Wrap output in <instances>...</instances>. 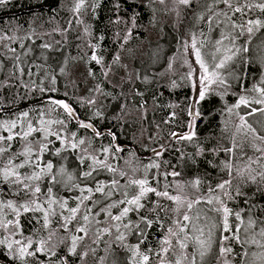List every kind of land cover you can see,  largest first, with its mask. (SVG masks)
Masks as SVG:
<instances>
[{
  "label": "trees",
  "instance_id": "obj_1",
  "mask_svg": "<svg viewBox=\"0 0 264 264\" xmlns=\"http://www.w3.org/2000/svg\"><path fill=\"white\" fill-rule=\"evenodd\" d=\"M77 2L78 0H9L5 6L0 7V36L5 37L0 40V82L5 83V86H0V122H10L19 117L22 119H19L16 127L12 129L14 134L20 135L14 136L12 141L7 142L12 146L3 156H0V168L5 167L9 158L15 153L22 152L26 143H31L33 154L30 160L36 161L38 166L26 165L19 170L22 174L30 175L33 171L39 172L40 167H46L49 162L53 165L51 174L44 175L38 182H31L33 188L37 184L41 188V192L37 193L36 197H25L23 192L17 195V186L3 181L0 177V202L6 205L8 200L23 203L25 199L38 198V202L48 209L49 199L57 201L51 209H48L50 213L54 211L55 215H50L52 223L47 229L43 228L42 212H22L21 229L16 230V235L0 229V239L12 238V240H21L26 243V238L31 236L33 241L38 242L41 239L48 240L49 233L55 231L56 235L52 237L50 243L58 244V255L65 256L71 240L70 234L60 225L63 223V216L70 215L68 209L80 203L77 199L82 195L80 189H95L99 181L110 183L112 179H116L121 186H124L128 184L129 179H143L145 165L155 161L160 164V167L148 170L149 186L163 191V185L168 183L171 185L168 189L169 193L177 195L178 190L175 185L179 182L185 184L184 194L189 199L203 197L201 202L194 204L190 210L185 206L176 212L173 211L176 208L173 201L149 193L148 198L142 201L146 208L159 202L169 210L159 213V224L151 229H145L147 233L145 238L140 237L138 233L127 232L123 227L130 221L133 224L138 221L139 215L144 214V210H141L139 214L130 212L122 221L111 220L107 213L95 215L107 204L123 200L124 191L129 192L130 199L138 192V188L121 187L114 190L113 196L107 199L102 194L93 192L92 199L84 201L76 219L70 225L73 232L78 226L88 228L85 240L78 246L80 252L89 251V255L85 257V264H108L110 255L116 253L122 255L123 264H134L136 256L124 245H136L139 240H144V243L140 244V253L149 255L148 264H159L157 253H160V241L167 234L168 228L174 227L173 221L176 219L182 221L184 212L195 217L198 208L208 207V205L212 208L213 217L216 219L215 224L218 227L213 229V244L206 264H222V261L218 260L219 240L223 235L231 236L239 221L234 215L230 216L232 232L224 233L222 216L213 211L218 205L207 203L208 186L215 188L217 183L229 179L227 170L223 169L224 161L233 164L235 176V169L248 165L249 157H252L254 161L261 155L252 145L264 147V142L254 139V134L246 130L237 132L236 125L240 123V120L236 113L245 115L250 121L257 115L255 113L248 117L246 113L253 107H259V104L254 103V100L261 99L259 93L250 90L261 79L260 64L261 58L264 57V48L257 51V54L252 55L249 50L248 53L242 54V58L238 56V61L229 69L234 73V77L227 78L226 83L230 85L227 93L222 98L212 93L196 106L197 109L202 110V116L195 121L197 135L193 141L173 139L170 135L172 132L183 135L188 131L187 125L192 121L189 115L192 91L187 78L190 61L183 45L186 36L192 32H195L200 40L208 42L209 21L206 18L197 21L193 14L194 11L201 12L205 9L194 4L193 10L184 9L181 16L177 17L173 0H165L163 4L159 0H96L99 7L95 10L92 7L93 0H85V6L76 12ZM206 2L212 3V0H206ZM117 3L119 8L115 7ZM197 3L202 4L204 0H197ZM224 7V5H215L214 10L219 11ZM133 13H139L135 27L130 19ZM208 14L210 13L205 12L206 16ZM117 18H120L118 23L115 22ZM256 18L264 19V14H261L258 9L248 12L243 17V21L240 20V14H236L237 23ZM129 28L132 29L131 33L128 32ZM263 31L258 32L256 36ZM125 35L129 36L127 40L124 39ZM246 40V36L241 37L237 45L244 44ZM33 42L40 50L47 53L41 54L46 58L44 66L32 63L34 65L32 67L29 59H21L22 50L27 44ZM92 45L97 46L95 52L103 57V65L96 64L90 59L93 54ZM250 46L251 44L249 48ZM117 55L120 56V61L114 64L113 58ZM185 60L188 63H185ZM170 63L171 69H169ZM109 65H111L110 70ZM61 69L64 71L61 72ZM36 70L37 75H35ZM90 70L92 75L89 74ZM105 71L108 72L107 76L104 75ZM137 74L140 76L139 79ZM144 77H147V80ZM173 81L177 85L175 88L172 87ZM240 95L248 97L249 106H241L229 113L228 107L236 104ZM47 96H54L70 104L78 120L92 122L98 131L105 134L97 137L91 130L80 127L77 119L66 122L67 117L60 108L51 103H38L40 99ZM98 111L101 113L100 116L95 115ZM22 113H27V116H22ZM172 113L176 115L170 120ZM205 116L207 119L203 118ZM40 119L52 120L53 123H48L46 128H43ZM58 120L64 121V124L54 123ZM248 123L257 129L256 136H264V132L258 129L256 122ZM29 124L34 125L35 129L45 130L31 132L25 141L22 136L25 131H28ZM109 132L115 135V139L113 135L107 134ZM50 133H57L61 138H66L68 145L74 139H82L90 143L73 149L65 146L56 135ZM72 133H76L75 138L72 137ZM8 135V131L0 127V136ZM234 142L237 147L233 152H225L224 149L232 148ZM7 143L0 141V146L7 147ZM40 143L47 144L48 151L41 154ZM161 145H165V148L162 155L157 157L152 150L160 151ZM109 146H111V153H102V148ZM197 146L206 149L203 157H197V164L182 158V154L195 153ZM116 147L123 150L117 152ZM213 147H220L221 150L218 153H208L207 149ZM58 148L61 149L60 155L55 154ZM83 148H87L88 152H83ZM90 155H95L100 160L108 155V163L118 171L115 174L107 170L94 171L92 176L86 179L83 174L92 171V160L88 158ZM24 159V156H16L13 163H21ZM209 160L216 167L207 164L206 161ZM164 161L168 163L165 164ZM261 163L264 164V160ZM251 167L261 170L260 165L256 163H251ZM61 168L65 170V173L57 174ZM119 171H124L126 175L121 177ZM172 171L179 172L181 175L176 177L168 175L165 178L164 173ZM68 174L72 176V180L68 179ZM53 175H56L55 181H53ZM197 177L202 178V184L198 190L187 183ZM233 183L235 185L236 181ZM20 187L22 188V185ZM49 187H51V193L48 191ZM254 189L255 185H249L245 191L251 195ZM214 194H220V190L216 189ZM83 195H88L87 191L83 192ZM95 200H100L101 203L94 204ZM65 201L66 206L62 209L60 205ZM227 203L233 212L247 208L243 199ZM86 208L93 209V212L86 213ZM4 213L5 220L15 217L7 208H4ZM85 214L90 216L87 224L83 220ZM112 214L119 215V208L112 209ZM255 214L264 219V215L260 212L257 211ZM241 215L246 219L247 212ZM149 218L156 219V216L152 214ZM104 228H108L109 232L100 231ZM256 231H259L258 227ZM121 232H124L126 237L123 243L116 240V236ZM98 233L99 239H97ZM76 234L84 235V233ZM192 234V232L189 233L190 237H193ZM61 237H68L64 244L59 243ZM171 239L176 251L161 253V255L174 264L179 255V247L176 245L175 238ZM188 245L185 250L189 256V262L192 258L191 254L196 253V262L199 264L197 259L199 252H193L195 249L198 250L196 241L190 239ZM225 246L233 248V252L225 258L230 261V264H242V261L247 264V256L243 253L246 249L251 252L254 245L242 246L233 240L227 242ZM91 249L95 250L94 254ZM148 249L152 251L149 252ZM0 252L3 253L0 255V264H6V261L8 264H19V261H13L6 245H0ZM101 257H105L103 262ZM27 259L28 264H33L32 258ZM39 259L43 260L44 264H48L47 256L40 254ZM70 259L71 264H81L77 257Z\"/></svg>",
  "mask_w": 264,
  "mask_h": 264
},
{
  "label": "snow or ice",
  "instance_id": "obj_2",
  "mask_svg": "<svg viewBox=\"0 0 264 264\" xmlns=\"http://www.w3.org/2000/svg\"><path fill=\"white\" fill-rule=\"evenodd\" d=\"M9 0H0V7L5 6ZM161 4L165 2V0H159ZM173 4L176 6V14L177 17L181 16V13L184 9L193 10L194 4L197 7H203L205 11L201 12H193L194 18L199 21L201 19H207L209 21V32L211 33L213 26H222L221 27V38L214 42L215 50L212 52L202 51L205 48V40L197 41L196 34L191 33V50L195 55V63L199 64V80L198 82H193V90L198 95L199 100L193 98L192 103L189 105V115L192 117V122H190L187 127L189 131L183 135H178L176 132H172L170 135L173 139L185 140V141H193L196 137V125L195 121H197L202 116V110L197 109V105L206 100L209 95L215 93L220 95L221 98L228 91L227 78L234 77V73L229 71L228 77L224 75V70L229 68V65L237 59L238 56H241L244 53H248L249 43L252 41L253 37L256 36L258 32L264 30V19L256 18V19H248L246 22L237 23L236 22V14H240V20L243 21V17L248 14V12L258 9L261 14H264V0H212V3H207L204 0V3H197V0H173ZM215 5H224V8H221L219 11L214 10ZM85 6V0H78L75 4V11L79 12L82 7ZM183 6V7H181ZM93 9L95 10L99 7V4L96 0H93L92 4ZM116 8H119V4L115 5ZM205 12L210 13L207 16ZM231 13V15H230ZM139 16V13H133L130 17L133 27H135V22ZM221 17L223 19H221ZM78 23L80 21H77ZM111 22V21H110ZM116 23L120 22V18H117ZM87 31V29H86ZM132 29L129 28L128 32L131 33ZM203 35V34H201ZM247 37V40L244 44L237 45V41L241 37ZM5 37L0 36V40H3ZM129 38L128 35H125L124 39L127 40ZM103 39V37H100ZM224 41H227V44H224ZM208 43L211 44V41L208 40ZM185 50H188V42L184 43ZM44 47H48V45H44ZM93 48V54L90 59L95 61L96 64L103 65L104 59L102 56H98L95 52L96 45L91 46ZM261 48H264V40H262ZM208 57H211L209 60ZM17 59H19L17 57ZM120 61V56L117 55L113 58V63L118 64ZM218 61V62H217ZM185 63H188L185 60ZM262 67H264V57L261 58ZM172 68V64H169V69ZM191 69V65H189ZM108 69H111V65L108 66ZM64 69H61L63 72ZM90 75L93 73L89 72ZM104 75L107 76L108 72L105 71ZM140 76L137 74V79ZM188 79L193 78V73L190 70L187 74ZM238 79V77H235ZM55 79V78H53ZM147 80V77H144ZM0 86H5L4 82H0ZM176 82H172V87L175 88ZM218 88H223V92H218ZM54 90V89H53ZM97 90H99V86H97ZM250 91H255L259 93L262 99L254 100L256 104L264 105V73L261 75V79L258 84L254 85ZM53 104L58 107H62L63 110L68 114L71 119H79L76 117L74 109L70 106V104L66 103L63 100H53ZM89 103H93V101H89ZM249 99L246 95H240L236 104L228 107L227 111L232 113L234 109H239L241 106H249ZM259 112L262 116H264V107L261 108H251L250 111L246 113L248 117L253 116L255 113ZM22 116H27V113H22ZM96 116H100L101 113L98 111L95 113ZM175 113H172L170 120L175 117ZM239 116L240 123L236 125L237 132L241 130H246L254 134V139L260 140L264 142V136H256L257 129L253 128L252 124L248 123L245 119V115H240L238 112L236 113ZM207 119V117H203ZM49 124L53 123V121H49ZM54 123L64 124V121L58 120ZM41 124H44V121L41 120ZM261 129L264 130V121L260 122ZM0 127H4L9 135L7 137L0 136V141H4L7 143L8 141H12L14 136H19V133H13L12 129L16 127L15 121H4L0 122ZM80 127L85 129H92L97 137L104 135L98 131L92 123H86L84 121H80ZM33 131H44V129H35L31 124L28 125V131L23 133L22 139L27 141L29 135ZM56 135L58 140H61V143H64L65 146H70L73 149H77L81 147L85 143H90V141L86 142L85 140H73V142L68 145L66 138H61L57 133H50ZM108 135H113V139H115V135L111 132L107 133ZM73 138L76 137V133L71 134ZM11 144L7 143V147L0 146V156H3L9 148H11ZM256 148V151L260 152L261 155L256 157L253 161L252 157H249V164L245 165L244 168H236L235 176L233 175V164L229 161L223 162V169H226L228 172L229 179L223 180L220 183H217L215 188L211 185L208 186V204H217L218 206L213 209L216 213L222 216V226L224 233L232 232V227L229 222V217L234 215L236 220L239 221L235 225V232H232L231 236L223 235L222 239L219 240L220 248H219V257L218 260L222 261V264H230V261L225 259L228 254L233 252V248L230 246H225V244L229 241H235L236 243L243 245H256L261 249L260 252H249L247 249L243 253L245 256H251L254 258L252 261H248L247 264H255L256 260L260 261V264H264V219L261 216H257L255 213L258 211L262 215H264V203H260V201H264V164L261 163L264 160V147H257L255 144L252 145ZM237 145L235 142L233 143L232 148L224 149L225 152L231 153ZM242 147V146H241ZM165 148V145H161V150L157 151L153 149V153L155 156L159 157L162 155V152ZM117 152L122 151L120 147H116ZM220 147H213L207 149L208 153H218L220 151ZM39 151L42 154L45 151H48V145L45 143L39 144ZM83 152L87 153L88 149L83 148ZM102 153H111V146L102 148ZM61 149H56V155H60ZM33 154V147L31 143H26L22 152L15 153L13 157L9 158L8 163L5 167L0 168V177H2L3 181L17 186V195L23 192L25 197H36L37 193L41 192V188L39 184L32 187V181H40L41 178L46 174H51L53 170V165L49 162L46 167H40V171H33L30 175L22 174L19 170L24 168L26 165L30 166H38L36 161L30 160V157ZM206 154V149L202 146H197V151L193 154H182V158L189 160L192 164H197V157H203ZM134 155V153H133ZM16 156H24L25 159L18 164H14L13 160ZM92 160V171L85 172L83 175L87 179L92 176L93 172H98L100 170H107L115 174L118 170L113 168L111 164L108 163L109 156L105 155L103 160L98 159L95 155H90L88 157ZM83 161V158H81ZM167 164V161H164ZM212 167H216L212 163L211 160L206 161ZM251 163H256L260 165L261 170H257L251 167ZM160 164L158 162H151L148 165H145V178L143 179H129L128 184L121 186L119 181L116 179H112L110 183H106L104 181H99L96 183L95 189L92 188H81L80 191L82 193L81 197H78L80 203L77 204L76 207L68 209L70 212L69 216H63V223L60 225L66 232L70 234V246L67 247V253L65 256L61 257L58 255L57 248L58 244L50 243L52 237L56 235L55 231L49 233L48 240L41 239L36 242L33 241L32 237L29 236L26 238V243L21 240H11L9 241L7 238L0 239V245H6L10 254L12 255L13 261H19V264H28L27 258L33 259V264H44V261L39 259V255L43 254L48 257V264H71V257H77L81 264H85V257L89 255V251L80 252L78 250V246L82 244L85 240V237L88 234V228L86 226H78L75 228L73 232L70 228L73 220L76 219L77 213L80 211V206L84 204V201L91 200L93 192L100 193L104 196L105 199L110 198L114 194V190H118L121 187L129 188L136 187L138 188V192L132 195L129 199V192L124 191L122 194L124 196L123 200H118L113 203L107 204L106 207H102L99 212H96L95 215L99 216L102 213H107L111 220L114 221H122L125 217L128 216L130 212L140 213L141 210H144V214L139 215L138 221L134 224L130 221L128 224H124L123 227L127 232H131L132 234L138 233L140 237H147V233L145 229H151L157 224L159 221V213L167 212L169 209L160 204L159 202H155L152 207H147L142 201L148 198L149 193H154L157 197H162L167 200L173 201L176 205V208L173 211L179 212L180 209L185 206L187 209H192L194 204H199L203 197H197L195 200L189 199L186 194H184L185 184L177 182L175 187L178 190L177 195H171L168 191L169 185L165 183L163 185L164 190L160 191L156 187L149 186V181L147 179L148 170L152 168L159 169ZM135 171V169H133ZM65 170L61 168L59 173L64 174ZM119 175L121 177L125 176L126 173L124 171H119ZM168 175L173 177L180 176L181 173L172 171L170 173H164L165 178ZM53 181L56 180V175H53ZM68 179L72 180V176L68 174ZM233 181H236L235 185ZM189 186L195 189H199L202 184V178H195L192 181L187 182ZM22 185V188L20 187ZM249 185H255V189L251 192V195L245 191V188ZM78 187V185H75ZM216 189L220 190V194H214ZM49 193H51V187H49ZM87 191L88 195H83V192ZM237 199H243L245 205H247L246 209H241L240 211L233 212L231 208L228 207V201H234ZM256 201V202H254ZM57 201L49 199L48 209L52 208V205ZM66 201L61 203V208L63 209L66 206ZM94 204H100V200L93 201ZM4 208H7L12 211L15 215V220L8 219L5 220L4 216ZM119 208V215H113L112 209ZM48 209H45L39 202L38 198L25 199L23 203H17L13 200H8L7 204H3L0 202V229H4L9 231L12 235H16V230L21 229L20 218L23 213L27 212H42L43 213V228L47 229L49 225L52 223L50 219V215H55V212H49ZM22 210V211H21ZM93 209L86 208V213H92ZM247 212L246 219L242 217L241 213ZM155 214L156 219H150L149 216ZM61 215H63L61 213ZM89 214H85L83 216V220L85 224L89 221ZM199 220V214L194 218L189 215L188 212L183 213V220L176 219L173 221L174 227H169L167 230V234L160 241L161 249L160 253H157L159 256V264H172L171 261H167L164 255L161 253H168L169 251L175 252L176 248L173 245L172 239L175 238L176 245H178L180 249V253L175 259L174 264H197L196 262V253H192L191 261L189 262V256L184 253L183 250L188 248V241L190 239H194L196 244L199 247V258L200 264H206L205 257L207 253L211 250L213 239H212V230L210 229L207 233V239H204L205 236L204 227L200 226L197 221ZM162 226V225H161ZM119 229V225L116 226ZM217 224H212L211 228H217ZM259 228V231H256V228ZM104 233H108L109 229L104 228L100 230ZM197 233L194 237H190L189 233ZM76 233H84V235H77ZM259 237V239H257ZM125 233L121 232L116 236V240L123 243L125 240ZM68 237H61L60 244H64ZM97 239H99V233L97 234ZM144 243V240H139L136 245H124L132 250L134 256H141L144 264H148L150 257L149 255H145L140 253V244ZM151 252V249H148ZM91 252L94 254L95 250L91 249ZM0 255H3L0 252ZM105 257H101V261L103 262ZM6 264L8 262L6 261ZM242 264H246V262L242 261Z\"/></svg>",
  "mask_w": 264,
  "mask_h": 264
},
{
  "label": "rangeland",
  "instance_id": "obj_3",
  "mask_svg": "<svg viewBox=\"0 0 264 264\" xmlns=\"http://www.w3.org/2000/svg\"><path fill=\"white\" fill-rule=\"evenodd\" d=\"M221 27L222 26H213V29H212V31H211V33L209 35V38H208V40L211 41V44H209L208 42H205V48L202 49V51L212 52V51L215 50L214 42L221 38ZM192 33H195V32H192ZM196 38H197L198 42L201 41L200 38L198 37V35H196ZM262 40H264V31L261 32L260 34H258V36H256L255 39L253 41H251V43H249V44H251L250 50H251V54L252 55L254 53L257 54V51H259V50L261 51L263 49V48L260 47ZM186 41L188 42V50H185L184 47H183V49L186 52V54L188 55L187 57L189 58V61H190L191 69L189 68V71L191 70L192 73H193V78L189 79V82H190V85H191V91H192L191 92L192 93L191 94V101L193 100V98L199 100L198 95L195 93V91L193 90V87H192L193 82H198V80H199V64L195 63V55L192 53V50H191V35L190 34H188V36H186ZM224 44L226 45L227 41H224ZM43 53L45 54L46 52L43 51V50H40L35 42L29 43L22 50V53H21V57L22 58L21 59L22 60L29 59V61H31L30 64L32 65V67H34V65H42V66H44V64H46V63H44V62H46V58L41 56V54H43ZM263 56H264V52H263ZM208 59L210 60L211 57H208ZM237 61H238V57H237V59H235L234 62H232L229 65L228 69L224 70V75L226 77H228L229 69H231L230 67ZM260 67L262 68V72L264 73V67H262V64H260ZM262 72L260 74V77L262 75ZM37 74H38V71L35 72V75H37ZM221 90H223V88L222 89L221 88L217 89V91H221ZM261 99H262V97H261ZM261 107H264V105L259 104L258 108H261ZM19 119H20V117L17 118V120H12V121L18 122ZM245 119L248 122H256V126L258 127V129L262 130L260 122L264 121V116H262L259 112H257V115L255 116V118L252 121H250L246 117H245ZM20 120H22V119H20ZM41 120L42 119H40V122H41ZM43 121H44V124L43 125L41 124V126L43 128H46V126L48 125V122L52 121V120H48L47 119V120H43ZM35 122H37V120ZM32 127L34 128V125H32ZM188 131H189V129H188ZM188 131H186L185 133H187ZM262 131L264 132V130H262ZM39 132H41V131H39ZM197 214H199V220L197 221V223L200 226L204 227L205 236L203 238L207 239V233H208V231L210 229L212 230V233H213V229L211 228V225L216 223V219L213 217L212 208L209 205H208V207L205 206L204 208L200 207V208H198L196 210L195 217L197 216ZM4 219H6V218H4ZM12 220H15V217ZM195 235H198V234L197 233H193L192 234L193 237ZM213 235H214V233H213ZM213 235H212V239H213ZM11 240H12V238L9 239V241H11ZM197 249H198L197 251L195 249V250H193V252H199V247H197ZM183 251L186 254V250H183ZM260 251H261V249L258 248L256 245L252 246L251 252H257L258 253ZM127 252H129V251H127ZM179 253H180V249H179ZM209 254H211V250L207 253V255L205 257V262L207 261V257H208ZM122 258L123 257H122V255L120 253L111 254L110 257H109V263L108 264H123ZM246 258H247V260H246L247 262L248 261H252L254 259L250 255L247 256ZM197 259H198V263L200 264L199 253H198V258ZM134 260H135L134 264H144V262L142 261V257L141 256H136ZM255 264H260V261L256 260Z\"/></svg>",
  "mask_w": 264,
  "mask_h": 264
},
{
  "label": "water",
  "instance_id": "obj_4",
  "mask_svg": "<svg viewBox=\"0 0 264 264\" xmlns=\"http://www.w3.org/2000/svg\"><path fill=\"white\" fill-rule=\"evenodd\" d=\"M53 100H62V99L56 98V97H54V96H47V97H44V98L40 99V100L38 101V103H52ZM52 104H53V103H52ZM54 105H55V104H54ZM61 108H62V107H61ZM80 121H84V122H86V123H90V122H88V121H86V120L81 119V120H79V124H80Z\"/></svg>",
  "mask_w": 264,
  "mask_h": 264
},
{
  "label": "flooded vegetation",
  "instance_id": "obj_5",
  "mask_svg": "<svg viewBox=\"0 0 264 264\" xmlns=\"http://www.w3.org/2000/svg\"><path fill=\"white\" fill-rule=\"evenodd\" d=\"M52 104V103H51ZM54 105V104H53ZM54 106H56V105H54ZM56 107H58V106H56ZM58 108H60L63 112H64V114L66 115V117H67V120H66V122H69L70 120H74V119H71V118H69V116H68V114L63 110V108H61V107H58ZM78 124H79V120H78V122H77ZM90 123H92V122H90ZM93 124V123H92ZM80 125V124H79ZM94 125V124H93ZM89 130H91L92 131V129H89ZM93 132V131H92Z\"/></svg>",
  "mask_w": 264,
  "mask_h": 264
}]
</instances>
